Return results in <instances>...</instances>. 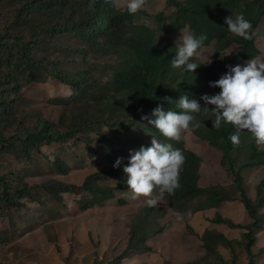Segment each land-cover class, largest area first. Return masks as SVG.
I'll use <instances>...</instances> for the list:
<instances>
[{"label":"rangeland","instance_id":"rangeland-1","mask_svg":"<svg viewBox=\"0 0 264 264\" xmlns=\"http://www.w3.org/2000/svg\"><path fill=\"white\" fill-rule=\"evenodd\" d=\"M87 1L95 0L67 3L74 23L83 18ZM126 2L111 0L120 24L88 40L82 29L43 33L42 42L30 46L41 81L22 90L16 104L11 84L0 81V109L14 105L27 131L38 126L43 135L35 145L16 138L0 144V264H264V145H257L246 129L239 143H232L227 162L240 177L255 221L244 209L235 177L221 166L222 152L210 144H221L210 111L194 114L192 123L198 126L181 130L178 145L157 138L198 155L200 185L215 191L177 202L157 186L149 196L134 198L122 167H113L117 157L127 163L115 145L133 130L140 137L153 128L141 120L152 110L145 104L148 84L157 104L180 111V95L199 100L203 93L214 94L219 88L209 81L218 79L226 65L246 62L234 58L238 46L229 41L237 36L227 29L225 17L260 16L254 36L264 60V0H144L131 14ZM35 20L48 28L56 21ZM180 29L208 43L193 57L208 67L198 66L195 74L171 67ZM10 51L0 50L7 73ZM144 52L147 59H141ZM15 126L0 132L24 133L18 122ZM222 197L228 200L219 203ZM153 198L157 203L148 205ZM238 224L250 227L251 255L244 250L246 230Z\"/></svg>","mask_w":264,"mask_h":264},{"label":"clouds","instance_id":"clouds-1","mask_svg":"<svg viewBox=\"0 0 264 264\" xmlns=\"http://www.w3.org/2000/svg\"><path fill=\"white\" fill-rule=\"evenodd\" d=\"M143 3L144 0H127L125 7L131 14L137 12ZM224 21L229 32L245 40L251 39L252 25L243 14H237L235 18L227 16ZM179 32L175 41V55L170 60L171 67L195 74L194 70L201 64L193 57L200 56L199 49L205 37L183 29ZM226 68L218 79L209 81L210 87L219 88L218 92L203 93L199 100L187 94L180 95L176 99V108L180 111L157 104L150 114H142L141 120H146L147 125L158 130L163 137L178 141L181 130L198 126L192 123L194 114L210 111L214 117L211 121L213 127L220 128L222 123L234 127L235 131L229 136L233 144L239 143V134L246 129L257 145H264V60L249 58L243 64L226 65ZM124 159L117 157L113 167H122L127 188L134 198L138 195L149 196L157 186L161 192L168 193L179 186V170L184 155L171 143L161 142L152 135L148 146L129 149L127 163H122ZM147 203L151 206L157 201L153 198L148 199Z\"/></svg>","mask_w":264,"mask_h":264},{"label":"trees","instance_id":"trees-1","mask_svg":"<svg viewBox=\"0 0 264 264\" xmlns=\"http://www.w3.org/2000/svg\"><path fill=\"white\" fill-rule=\"evenodd\" d=\"M71 0H0V50H4L8 47L11 48L10 58L8 64L11 67L9 73L5 71V64L0 60V81H7L11 84L12 91L15 94V98L12 100V104H16L18 96L27 86L31 83L41 81L36 75L37 69L40 64L36 62L33 49L39 42H42V35L45 32L50 34L63 33L68 30L82 29V38L88 40L90 34H99L106 27L110 29L117 27L120 24L121 15L113 7L110 6L111 0H95L94 4L88 1L84 5V16L79 22L74 23L71 13H68L66 8L67 3ZM178 9H184L180 4L177 5ZM83 10V9H82ZM39 17H45L50 20H56L54 24H48V27H44L40 20H35ZM118 19V21H117ZM251 22L252 33L251 39L245 40L238 37L235 40H230L229 44L235 43L238 46V51L234 58L238 61H247L249 58H259L260 51L255 46L254 31L258 27L260 22V16L254 18H248ZM48 29V30H47ZM11 43V46L8 45ZM30 46H34L30 48ZM202 46H208V43H203ZM148 49H144L147 52ZM176 50H174L175 52ZM148 55L144 52L141 59H147ZM4 59V57H2ZM145 63V61H144ZM201 65H204L201 63ZM206 66V65H204ZM208 67V66H206ZM49 77L59 80L61 83L68 85L73 89H79L80 84L78 82H68L61 75L51 73ZM147 98L145 101L146 107L153 109L157 103L155 98L151 96V86L148 84ZM143 95V94H142ZM2 113L0 116V129L10 130L16 127V122L20 127V131L24 130V133L17 135L5 136L0 132V144L11 139H18L19 142H23L26 145H35L37 140H41L43 135L38 126L34 130H28L15 116V106L3 107L0 109ZM133 128V124H130L126 129V134ZM191 129V128H190ZM193 131V129H191ZM148 131L154 133L157 137H161V134L155 128H149ZM235 131L231 124H223L219 128L218 138L221 140V144L210 141V144L217 150L222 152L221 166L226 168V173L229 177H235V183L238 185L239 192L242 193V203L244 209L248 213V216L252 220H256L253 209L249 203V200L244 196L241 190V180L238 174L227 162L229 160V153L233 150V144L229 139L230 134ZM194 132V131H193ZM195 133V132H194ZM196 134V133H195ZM200 137L198 134H196ZM201 139H205L200 137ZM208 140V139H206ZM175 141V144H179L180 141ZM209 141V140H208ZM110 144V143H108ZM255 147V145H254ZM184 155V162L179 170L178 187L174 189L172 193L164 192L170 199L180 202L189 201L194 197L201 195L204 192L215 191L213 187L203 188L200 185L201 180V159L194 152L179 148ZM260 153L256 148L252 152V157L257 158ZM228 200L225 197L220 198L218 201L223 202ZM246 230L244 237L247 241L244 244V250L247 255H251V247L253 245V238L250 235L249 226L237 225ZM249 264H253L252 260Z\"/></svg>","mask_w":264,"mask_h":264},{"label":"crops","instance_id":"crops-1","mask_svg":"<svg viewBox=\"0 0 264 264\" xmlns=\"http://www.w3.org/2000/svg\"><path fill=\"white\" fill-rule=\"evenodd\" d=\"M152 135L156 136L150 131H145L144 134H141L139 137V134L133 130L132 133H129L128 136L123 139L125 142L115 145V148L124 151V155L128 157L129 149H138L141 145L148 146Z\"/></svg>","mask_w":264,"mask_h":264}]
</instances>
